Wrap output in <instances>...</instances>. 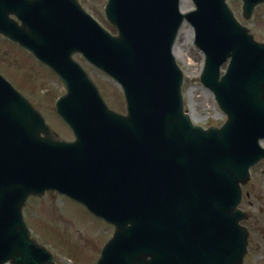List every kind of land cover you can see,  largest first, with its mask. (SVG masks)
Returning <instances> with one entry per match:
<instances>
[{"label": "water", "instance_id": "water-1", "mask_svg": "<svg viewBox=\"0 0 264 264\" xmlns=\"http://www.w3.org/2000/svg\"><path fill=\"white\" fill-rule=\"evenodd\" d=\"M192 1L186 15L181 0H108L114 36L78 0H0V35L62 81L56 114L75 138L60 139L0 75V264H56L23 216L29 198L50 192L114 227L98 264H243L242 188L264 160V46L228 0ZM243 2L250 19L264 0ZM185 22L206 56L201 82L227 116L220 129L185 111L174 56ZM77 54L122 87L127 115L108 106Z\"/></svg>", "mask_w": 264, "mask_h": 264}, {"label": "rangeland", "instance_id": "rangeland-1", "mask_svg": "<svg viewBox=\"0 0 264 264\" xmlns=\"http://www.w3.org/2000/svg\"><path fill=\"white\" fill-rule=\"evenodd\" d=\"M83 8L104 27H107L105 9L108 0H80ZM231 10L241 22V2H229ZM187 12L195 10L192 0H187ZM193 28L186 23L176 43V60L184 74L183 96L185 109L195 125L205 130L222 128L227 116L219 108L214 95L201 83L200 77L205 65V56L195 46ZM8 59L1 64V71L11 84L20 90L45 116L48 124L65 141H72L73 134L55 113V104L65 95L63 84L49 70L27 62L31 58L5 46L0 39V53ZM5 53V54H4ZM21 64H16L15 59ZM77 60L89 72L109 106L122 114L126 113V102L122 89L109 77L95 70L82 58ZM14 66L5 67L3 64ZM38 64V63H37ZM229 63L222 67L225 75ZM21 74H31L20 83ZM264 149V141L260 143ZM250 182L243 187V201L239 209L248 215L241 226L248 230L252 241L264 243V160L250 170ZM26 222L35 240L56 254L61 264H96L99 253L112 238L114 230L98 221L82 205L61 196L49 193L42 198H30L24 211ZM102 253V252H101Z\"/></svg>", "mask_w": 264, "mask_h": 264}, {"label": "flooded vegetation", "instance_id": "flooded-vegetation-1", "mask_svg": "<svg viewBox=\"0 0 264 264\" xmlns=\"http://www.w3.org/2000/svg\"><path fill=\"white\" fill-rule=\"evenodd\" d=\"M80 5L83 7V5L81 4L80 0H78ZM232 0H230L229 2H231ZM241 2L242 8H241V18L242 21L240 22L237 17L236 19L239 21V23L241 24V26H243L244 28L249 30L250 35L253 36L254 40L260 44L264 46V4L261 6H258L255 11L253 16L250 19H246L244 16V12H243V2L241 0H239ZM84 9V8H83ZM90 14V13H89ZM91 15V14H90ZM92 16V15H91ZM93 17V16H92ZM95 19V17H93ZM11 19L14 20L17 25L19 27L22 26V23L17 19L16 16H11ZM96 20V19H95ZM97 21V20H96ZM101 24V23H100ZM1 41L4 42L5 46L10 47L13 50L18 51L19 53L26 54L31 58V62H27L28 64H31L32 67L34 65H40L42 66L37 59H35L25 48L21 47L20 44H16L13 43L10 39L4 37V36H0ZM5 54V53H4ZM77 58H82L83 57L81 55H75V59L77 60ZM4 59L8 62V59L6 57L3 56V53H0V66L1 64L4 62ZM18 58L15 59V63L21 65L18 61ZM84 60V59H83ZM78 61V60H77ZM85 61V60H84ZM79 62V61H78ZM38 63V64H37ZM80 63V62H79ZM81 64V63H80ZM82 65V64H81ZM3 66L5 67H10V68H14V66L10 63V65H7L4 63ZM83 66V65H82ZM43 67V66H42ZM45 68V67H44ZM0 74L10 82V80L5 76V74L1 71L0 68ZM31 74H21L20 73V83H23V80L28 79L29 81H31ZM11 83V82H10ZM16 88V87H15ZM17 89V88H16ZM18 90V89H17ZM20 91V90H19ZM21 92V91H20ZM182 232H186L187 236L190 238L192 237V234L194 233V230L191 227H188L186 230L183 229ZM34 238V237H33ZM189 247L184 246L183 244L181 245V249L186 251ZM102 252V251H101ZM101 252L99 253V255L101 254ZM57 255L55 254V259L57 264H61L58 260V258L56 257ZM192 263L194 264L195 260H192ZM4 264H14L11 261H7ZM243 264H264V243H259V242H254L251 240V237L249 236L248 239V252L247 255L244 259Z\"/></svg>", "mask_w": 264, "mask_h": 264}, {"label": "bare ground", "instance_id": "bare-ground-1", "mask_svg": "<svg viewBox=\"0 0 264 264\" xmlns=\"http://www.w3.org/2000/svg\"><path fill=\"white\" fill-rule=\"evenodd\" d=\"M187 4V0H182L181 10L183 13L187 12V9L185 5ZM191 35H193V31L191 32ZM174 55L176 56V47L174 49Z\"/></svg>", "mask_w": 264, "mask_h": 264}, {"label": "trees", "instance_id": "trees-1", "mask_svg": "<svg viewBox=\"0 0 264 264\" xmlns=\"http://www.w3.org/2000/svg\"><path fill=\"white\" fill-rule=\"evenodd\" d=\"M109 27H110V26H109ZM110 29H111V31L115 32L114 29H112L111 27H110Z\"/></svg>", "mask_w": 264, "mask_h": 264}]
</instances>
